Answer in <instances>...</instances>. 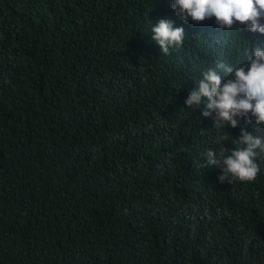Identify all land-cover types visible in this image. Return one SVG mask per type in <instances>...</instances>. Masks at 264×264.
<instances>
[{
    "label": "trees",
    "instance_id": "obj_1",
    "mask_svg": "<svg viewBox=\"0 0 264 264\" xmlns=\"http://www.w3.org/2000/svg\"><path fill=\"white\" fill-rule=\"evenodd\" d=\"M171 3L0 0V264H264V153L253 182L202 167L264 127L218 132L185 105L264 35L185 23ZM160 19L185 30L169 55Z\"/></svg>",
    "mask_w": 264,
    "mask_h": 264
},
{
    "label": "clouds",
    "instance_id": "obj_2",
    "mask_svg": "<svg viewBox=\"0 0 264 264\" xmlns=\"http://www.w3.org/2000/svg\"><path fill=\"white\" fill-rule=\"evenodd\" d=\"M171 8L185 23L191 18L207 30H211L212 23L229 30L234 25L239 30L242 25L241 33L251 37V32L264 35V0H172ZM151 32L152 39L165 55L170 54V49L182 47L185 39L184 28L174 27V22L168 19H160L152 26ZM216 45L219 51H223V45ZM245 57L243 64L217 62L204 71L197 87L185 100L188 108L203 104L204 117L215 113L214 127L218 132L226 126L238 127L239 118L246 122L254 118L257 130L264 127V39L251 49L246 48ZM228 140L229 134L225 131L217 136L216 143ZM233 143L235 147L232 149L208 150L206 165L202 167H218L220 183L255 181L260 172L257 157L264 153V135H253L241 128L240 136Z\"/></svg>",
    "mask_w": 264,
    "mask_h": 264
}]
</instances>
